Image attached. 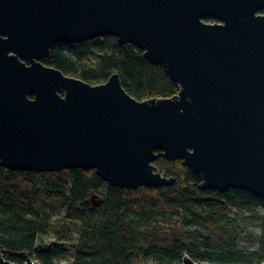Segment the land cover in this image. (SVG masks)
<instances>
[{"label": "water", "instance_id": "95a60500", "mask_svg": "<svg viewBox=\"0 0 264 264\" xmlns=\"http://www.w3.org/2000/svg\"><path fill=\"white\" fill-rule=\"evenodd\" d=\"M104 36L142 50L179 92L137 100L118 74L91 85L44 64L57 44ZM158 152L203 190L264 200V0H0V166L173 185ZM20 257L0 264H36Z\"/></svg>", "mask_w": 264, "mask_h": 264}, {"label": "trees", "instance_id": "16d2710c", "mask_svg": "<svg viewBox=\"0 0 264 264\" xmlns=\"http://www.w3.org/2000/svg\"><path fill=\"white\" fill-rule=\"evenodd\" d=\"M213 22L212 19L207 20ZM44 64L91 85L118 74L137 100L170 98L179 86L133 44L111 36L57 44ZM154 162L173 185L114 187L95 170L12 171L0 166V252L14 263H264V200L200 188L184 162Z\"/></svg>", "mask_w": 264, "mask_h": 264}, {"label": "rangeland", "instance_id": "374dc122", "mask_svg": "<svg viewBox=\"0 0 264 264\" xmlns=\"http://www.w3.org/2000/svg\"><path fill=\"white\" fill-rule=\"evenodd\" d=\"M61 264H70V262L69 261H63V262H61Z\"/></svg>", "mask_w": 264, "mask_h": 264}, {"label": "built area", "instance_id": "2783aa9c", "mask_svg": "<svg viewBox=\"0 0 264 264\" xmlns=\"http://www.w3.org/2000/svg\"><path fill=\"white\" fill-rule=\"evenodd\" d=\"M36 264H39V262H37V261H34Z\"/></svg>", "mask_w": 264, "mask_h": 264}]
</instances>
